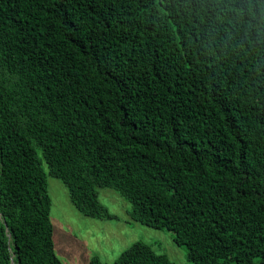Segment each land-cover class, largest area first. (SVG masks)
Returning a JSON list of instances; mask_svg holds the SVG:
<instances>
[{
	"label": "trees",
	"instance_id": "trees-1",
	"mask_svg": "<svg viewBox=\"0 0 264 264\" xmlns=\"http://www.w3.org/2000/svg\"><path fill=\"white\" fill-rule=\"evenodd\" d=\"M48 173L193 264H264V0H0V264H64ZM90 264L178 263L137 240Z\"/></svg>",
	"mask_w": 264,
	"mask_h": 264
},
{
	"label": "rangeland",
	"instance_id": "rangeland-1",
	"mask_svg": "<svg viewBox=\"0 0 264 264\" xmlns=\"http://www.w3.org/2000/svg\"><path fill=\"white\" fill-rule=\"evenodd\" d=\"M52 198L51 220L58 256L64 264H90L97 255L111 263L137 240L151 243L178 264H193L185 246L179 245L173 233L135 221L129 214L132 204L115 188L99 187V197L114 219L84 215L72 202L68 187L59 177L47 175Z\"/></svg>",
	"mask_w": 264,
	"mask_h": 264
}]
</instances>
